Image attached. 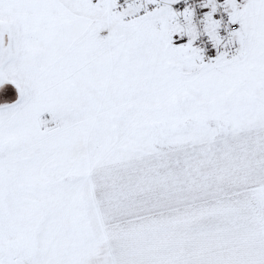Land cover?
Here are the masks:
<instances>
[{
  "label": "snow or ice",
  "instance_id": "6c2138e0",
  "mask_svg": "<svg viewBox=\"0 0 264 264\" xmlns=\"http://www.w3.org/2000/svg\"><path fill=\"white\" fill-rule=\"evenodd\" d=\"M0 264H264V0H0Z\"/></svg>",
  "mask_w": 264,
  "mask_h": 264
}]
</instances>
